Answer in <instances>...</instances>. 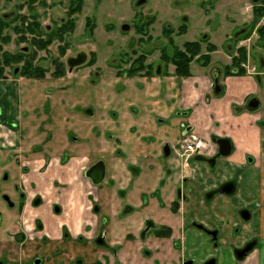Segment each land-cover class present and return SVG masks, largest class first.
Returning a JSON list of instances; mask_svg holds the SVG:
<instances>
[{
    "label": "flooded vegetation",
    "instance_id": "obj_1",
    "mask_svg": "<svg viewBox=\"0 0 264 264\" xmlns=\"http://www.w3.org/2000/svg\"><path fill=\"white\" fill-rule=\"evenodd\" d=\"M29 1H23L29 15L22 13L17 20V40L20 45L16 51L6 49L0 55V59L6 62V72L4 70L0 73V84L8 85L6 98L9 97V92L13 94L10 84L14 87V93L17 86L16 104L26 111L23 117L17 118L18 123L15 121L13 123L16 124L0 126V133L3 135L0 137V163L2 160L6 161V150H11L16 157L18 154L26 156L20 162L23 157L18 155L20 175L17 181L14 178L13 183L9 184L11 189H6L5 166L0 171V182L3 184L0 186V200L5 207L6 203L10 208L17 207L21 221L16 231L8 235L7 241L6 230L0 231V264H217L216 253L220 251L228 253L231 259L233 257L235 264H242L252 253L264 255V227L261 225L264 216V108L261 111L262 103L254 93L246 94L241 103L231 104V121L222 123L213 120L212 131L208 130L206 136L198 134L189 120L188 123H180L177 141H172L167 136L158 141L146 131L148 127L141 121L117 120L118 113L115 112V116L111 114L114 112L116 95L127 92L128 85L134 90L137 79L163 86L164 77L171 78L173 87L166 85L161 92L150 94L157 99L151 104L160 106V101H164L166 105H171L177 100L180 106L182 85L194 77L191 72L192 63H196L199 66L197 68L203 69L209 76L210 90L215 92L216 95L213 96L217 98H222L225 94L224 85L222 87L220 84L221 77L224 81L229 76H254L258 79L264 71L255 73L254 67L245 74L246 64L249 65L246 59L240 63L242 72L231 65L236 55L229 57L230 62L223 63L222 69L212 68L211 62L204 65L199 57L208 54L211 61V54L227 40L235 43L241 39L239 42L247 44L249 50L254 47L264 49V0H242L236 17H241L243 12L247 15L244 27L239 28L233 37L225 32L218 46L207 38L208 35L201 41H188L198 42L201 54L190 62L189 74L185 76L175 74L172 56L175 49L182 50L186 42L181 47L174 46L170 38V26L162 24L157 31L151 24L155 20L154 16L147 17L140 24L137 7L131 23L109 25L108 29L112 34L136 38L130 39L127 44L131 47L129 56L118 54L109 63L117 80L112 90L113 96L108 95L113 99V102L110 100L109 114L116 118L111 123H107V114L104 112L109 108L105 72L100 67H94L97 56L78 52L77 47L81 43L71 39L76 36L78 22L74 15L79 13L83 0H66L68 7L65 16L56 19L58 23L54 27L42 25L40 14L32 13L28 8ZM137 3L138 1L135 6ZM255 8L262 11L258 19L255 18ZM15 18L13 12L3 16L6 22ZM83 20L82 32L85 30L86 37L90 38L95 24L89 16ZM7 29L9 27H6V32ZM184 29V26L179 27L180 35L184 34ZM9 40L6 33L2 45L7 46ZM154 40H157L158 45L150 47ZM207 42L215 47L214 51H207L208 44H205L203 51L202 45ZM171 45L172 55L168 51ZM53 47L57 48V56L51 54ZM72 51L74 54L70 56ZM155 52L157 59L150 61ZM256 57L255 55L254 60ZM13 64L17 65L12 69ZM262 64L261 67H264V61ZM170 66L173 67L172 72ZM50 67L53 69L51 73ZM85 69L89 76L86 79L87 86L82 87V94L77 97L85 99L89 107L81 108L80 101L75 104L76 100H73L72 105L77 107L70 114L71 120L75 119L72 120L74 126L69 132L66 131L67 134L64 133V137L69 140L66 143L65 139L60 142V138L57 140L55 135L57 123H52L54 110H59L52 100L57 94L56 89L54 88V94L52 91L44 94L43 89L36 92L34 88L32 92L30 86L44 84L43 80L47 79L48 73L55 78L67 74L73 78L71 86L74 89L75 85L84 84L78 80L81 76L77 74ZM124 83L125 86L122 85ZM96 87L97 94L84 93L93 91ZM38 94L45 100L44 105H47L51 114L46 117L50 123H44V119L39 121L35 148L28 150L29 153L22 152L19 144L29 137L30 128L25 123H34L35 119H29L32 115L39 118ZM168 94L172 99L167 101ZM209 95L208 93L204 98L205 102L210 99ZM73 97L75 99V94ZM132 100L135 101L133 98ZM31 101L34 103L30 104ZM139 101L140 98L135 103L141 105L143 113L147 100L143 103ZM130 105L131 109L134 104ZM136 105L131 111L137 114L139 111ZM95 107L99 112L98 119L93 117ZM81 114L88 115V122L81 120V123H77ZM190 114L189 110L179 109L176 115L186 120ZM68 120L67 117L64 118L65 122ZM22 121L24 126L21 128L19 123ZM249 128L256 133L254 139L250 136ZM103 143L105 147L102 146ZM188 146H191V150L187 149ZM106 147L111 150L109 154L105 151ZM34 156L37 158L32 159ZM42 159L46 161L44 168L35 171L25 164ZM52 160L62 166L70 160H76L79 167H82L76 176L72 174L61 181L56 178L55 171L47 172ZM156 162L161 165V169L154 174L158 183L153 181L151 185L142 183L139 186L144 177L142 173L152 170ZM70 172L72 173V169ZM35 173L41 174L43 180L48 182V193L68 196L69 205L71 196L65 193L73 191L76 195L74 202L89 208L94 225L86 224L82 232L72 236L64 221L59 223L60 238L49 237L55 232L46 230L43 219L31 216L32 212L46 205L44 196L37 194ZM2 174H5L4 177H1ZM6 190L11 195L6 194ZM134 198L138 200L135 218L128 221L124 217L119 222L112 223V211L116 212L122 204ZM51 205L46 206L50 210L56 207L55 212L63 214L66 219L63 207L65 203ZM0 220H4L1 212Z\"/></svg>",
    "mask_w": 264,
    "mask_h": 264
},
{
    "label": "rangeland",
    "instance_id": "obj_2",
    "mask_svg": "<svg viewBox=\"0 0 264 264\" xmlns=\"http://www.w3.org/2000/svg\"><path fill=\"white\" fill-rule=\"evenodd\" d=\"M24 0H0V55H2L4 50L8 49L11 52H14L17 50V46L20 45L19 41L17 40L19 37L18 33V16L22 13L27 12V6H25L23 3ZM26 1V0H25ZM31 0L29 1L28 8L32 11V13H38L40 14V21L42 25H52L54 27L58 21L56 19H60L65 16L66 9L68 7V3L66 0ZM139 0H83V3L81 5L79 13L74 15L77 22V27L75 31V37L72 36V41H77V43H81L77 47L78 52H82L83 54L87 56H97V64L94 67H100L103 72H105V82H106V89H107V102L108 106L104 112L107 114V123H111V120L114 121L116 118H112L109 114L110 112V100L113 102V99L110 98L113 96L114 91L113 87L115 86V83L117 80L114 77V71L110 69L109 63L112 61L113 58H115L116 55L122 54L124 56H129L131 47L127 46V44L132 40L136 39L134 37H131V35L122 37L121 35L117 33H110L108 26L111 24L119 25V23H131V17L136 13L137 7V18L140 19V24L145 22V19L147 17L151 18L154 16L155 20L152 21V27L158 31L160 28V25L165 24V27L170 26V38L173 42L174 46L181 47V45L184 42L188 41H201L205 36L207 38H210L211 42L216 44L217 46L221 44L222 41V35L226 32L229 37H233L239 28L244 27V21L247 17V15L243 12V14L236 17L237 10H239L242 6L241 1L242 0H142L139 5L135 6V3ZM246 1V0H245ZM248 4V3H247ZM248 6V5H246ZM13 12L16 15V18L13 20H10L9 22H6V20L3 19L4 15H10V13ZM26 15H29V12L26 13ZM90 17L92 20V23L95 24V30L93 31V35L90 38L86 37L85 30L82 32V26L84 24V18ZM78 17V18H77ZM242 18V19H241ZM7 24V25H6ZM232 25H235L233 27ZM184 26L185 32L184 34L180 35L179 33V27ZM6 27H9L7 29L8 32H6ZM236 30H233L235 29ZM6 33L9 36V43L7 46H3L2 42L5 41ZM84 33V34H83ZM151 35V34H150ZM155 35V34H154ZM161 36V35H160ZM152 37V35H151ZM241 37V36H240ZM238 37V38H240ZM85 39V40H83ZM131 39V40H130ZM158 40V38H157ZM157 40H154L150 43V47L157 46ZM241 40V39H239ZM237 40L235 43L230 42V40H227L224 42L219 48L216 49L214 53L211 54V64L210 66L212 68L220 67L222 69L223 63L227 62L229 63V57H232V55H236L239 48L244 47L245 48V59L248 61V64H246V73L249 71L251 72V68L255 67V73L259 71H264V67H261L264 61V49L259 47H254L249 50V47L247 44L243 43L242 41L239 42ZM84 41V42H83ZM210 42V43H211ZM205 44L203 43L202 48L204 51ZM58 46L59 44L56 43ZM229 47V49H227ZM218 50V51H217ZM253 50V53H252ZM51 54L53 56H57V48L53 47L51 48ZM120 51V52H119ZM168 51L170 55L173 54V46L168 48ZM119 52V53H118ZM69 51L66 53L68 54ZM74 54V51L70 52V56ZM250 54V57H249ZM157 52L154 53L152 57H150V61H153L157 59ZM257 56L254 60V56ZM63 59V58H62ZM260 59V60H259ZM262 59V62H261ZM221 61V62H220ZM42 64V63H41ZM17 64L12 65V69ZM199 67L196 63H192L191 65V72L193 75L198 74ZM65 68L67 70V66L65 65ZM49 73L53 71L52 67L49 68ZM170 72L173 71V67L170 66ZM89 70V69H88ZM81 73H78V76H81L80 82L84 83L80 86L75 85L74 89L71 79H73L71 76H68L65 74L64 77L55 78L54 76H51L48 73V76H46L47 79H44V84L38 85V86H30L32 88V92H34V88H36V92H38L39 89H43L44 94L48 91H52L54 94V88L57 91V94L54 96L53 104L56 105V107L59 109L57 112V109L54 110V113L52 115L53 122L57 123L56 128V139L58 140L60 138V142H62L65 139V143L69 140V138L64 137V133L67 134L72 129V120H75L74 118L71 120V112L77 109L74 108L76 105H72L73 100H76V103L80 101L81 108H87L89 107L88 102H85V99L81 100V98H78L77 95L82 94V87L87 86L86 85V79L88 76L87 69L84 71L81 70ZM6 72V69H5ZM93 72V71H92ZM260 73V72H259ZM11 77V76H10ZM89 77V76H88ZM90 78H92L90 76ZM238 78L234 76L227 77V80ZM247 79L248 81L243 83V86L239 87L237 89L238 92H242L245 90L248 93H254L259 100L262 103L261 111H263L264 108V74L261 75L258 79L257 77L250 76V77H242ZM31 80V79H30ZM163 86L170 85L171 78L164 77ZM225 81L220 78V84L224 85ZM228 85L229 83L226 82ZM84 85V86H83ZM125 86V83L122 84ZM163 86L159 83L153 82V83H147V82H140V79H137L134 82V90L133 88H130L129 85L127 86V92L119 93L116 95V98L114 99V107L111 114L115 116V112L118 113L117 120H126L127 122H140L143 124H146L148 129L146 131L150 132L152 135H154L158 141H161L162 137L167 136L170 140L175 141L176 139L179 140V133H180V123H188V117H186V120L182 117H177V111H179L180 106L179 102L176 100L174 104L166 105L164 101H160V106H153L151 103L153 100H157L155 97L150 96V94H153L155 91H162ZM0 94L2 90L6 92V88L8 91V85L6 83L0 84ZM140 87V88H139ZM17 88V86H16ZM16 88L14 93V87L12 84H10V90L13 94H10L9 97L4 98V100L0 99V116H3L2 119H0V126L6 127V125L13 122H17V118L19 116L23 117L25 109H20L19 105L16 104ZM225 88V85H224ZM98 87H96L93 91L87 92L84 91V93L88 94L91 93L92 95L97 94ZM197 93L192 94L193 100L201 101L200 97H197ZM35 94V93H33ZM75 94V99H74ZM111 95L108 97V95ZM209 96L210 99H207L205 102L202 101L203 105H209L211 102L210 100H219L220 98H217L213 95H216L215 92H212L209 90ZM38 97L40 98L38 102V106H40V113L39 118L32 115L29 119H35L34 123H25L26 126L30 127L28 129L29 137L21 142L19 144V148L22 152H27L30 149L35 148V145L38 142L37 134L38 131H36V128L39 124V121L44 119V123H50V121H47L46 117L51 115L48 111L47 105L45 104V100L42 99V96L38 94ZM94 97V96H93ZM85 98V96H83ZM87 98V97H86ZM135 99V101H138L140 98V103L143 101H146V107L144 112L142 113L141 105H136L135 101L132 100ZM169 99V94L167 96V101ZM170 99L171 95H170ZM3 102H6V105L3 104ZM84 102V103H82ZM137 102L138 104H140ZM34 102L31 101L30 104H33ZM29 104V105H30ZM130 104L136 105V108H138V113H132L131 109H134L131 107ZM28 110H30V107H27ZM39 110V109H38ZM42 110V112H41ZM216 115L218 121L220 122H227L231 121L233 119L231 115V105H225V106H217L215 107V110L213 111ZM26 113V111H25ZM99 112L97 111L96 107L93 111V117H98ZM55 120H54V118ZM67 117L68 122L64 121V118ZM48 118V117H47ZM77 123H81V120L88 122V115L81 114L80 117H78ZM106 118V117H105ZM46 119V122H45ZM94 119V118H93ZM98 119V118H97ZM215 121V122H218ZM6 122V123H5ZM18 123V122H17ZM93 123V122H90ZM66 124V125H65ZM11 126V125H10ZM19 126L21 128L24 126V121L19 123ZM65 127V132H64ZM108 127V126H107ZM110 128V127H108ZM18 131L21 133V129L18 128ZM67 131V132H66ZM249 133L252 139H254L256 133L252 130V128H249ZM1 135V133H0ZM70 135V134H69ZM1 135L0 137H2ZM8 138V136H5ZM176 140V141H177ZM58 142V143H60ZM105 143L102 144L104 146ZM101 146V144H100ZM147 146H153L152 144H147ZM59 147V146H58ZM105 147V146H104ZM19 150V149H18ZM105 151L111 152L109 148H105ZM28 151L27 153H29ZM129 152V151H128ZM26 153V154H27ZM107 154V155H108ZM23 157V159L20 161L22 162L26 156L25 154H18ZM15 155L12 154L11 150H6V161L2 160L0 163V171L3 170L4 166L6 168V189H11L9 184L13 183L14 178H16V181L19 178L20 175V168L17 162V158ZM37 158L36 156L32 157ZM1 160V159H0ZM19 160V159H18ZM110 161V159H109ZM41 165L36 166L33 168V170H38L40 168H44V165L46 164V161L44 159L41 160ZM161 169V165L156 162L155 166H153L152 170H148L145 173H142L144 175L142 181L139 182V186L142 183H145L146 185H151L153 181H156L154 179L155 172L159 171ZM5 174H2L1 177H4ZM41 174L35 173V177L37 179V194L42 195L45 198V204L51 205V203L58 204L60 202H64L66 206L69 205V197L67 196H58L56 194L51 195L47 192L46 186L48 185V182L43 177L40 176ZM33 176V175H32ZM158 181H156V184ZM32 185V184H31ZM0 186L2 187L3 184L0 182ZM137 187L139 189L140 187ZM11 191V190H10ZM139 192V191H138ZM11 195L7 190L6 194ZM140 194V193H139ZM255 194V192H254ZM15 200L14 198H12ZM12 200V201H13ZM51 202V203H50ZM15 203V202H14ZM138 204V200L136 198L130 200L128 203L122 204L116 212L112 211L110 216L112 217L111 222L117 223L120 219L126 217L128 221L133 220L135 218V206ZM35 211L34 217L41 218L44 220L45 224L51 226H57L59 222L65 221V216L60 215L59 213L55 212L56 207H54L52 210L47 208L46 206ZM6 211V214H5ZM0 212L2 213L4 220H0V231H3V229L6 230V241L8 239L9 234H13V232L16 231V228L20 226L21 221L19 218V212L17 207L10 208L9 204H5L0 200ZM26 221V220H25ZM217 258L218 263L217 264H235L236 260L226 252H218Z\"/></svg>",
    "mask_w": 264,
    "mask_h": 264
},
{
    "label": "crops",
    "instance_id": "obj_3",
    "mask_svg": "<svg viewBox=\"0 0 264 264\" xmlns=\"http://www.w3.org/2000/svg\"><path fill=\"white\" fill-rule=\"evenodd\" d=\"M193 76V78L185 81L182 85L180 109L191 111V114L188 117L189 123H192L195 126L196 132L198 134L206 136V132L208 130L212 131V121L217 119L216 115L213 112L215 110V107L241 103L248 92H246L245 90H243L242 92H238L237 89L243 86V83L248 80L245 78H233L230 80L226 79L224 83V96L219 100H211V103L209 105H203L202 101L204 100L206 95H208L209 90L211 89V81L209 80V76H207L203 69H200V71H198V74ZM226 82H228L229 84L227 85ZM170 86L173 87L172 81L170 83ZM196 92H198L197 97L201 98L200 102L198 100L192 99V94ZM4 98H6V92L2 90L0 99L4 100ZM3 104L6 105V102H3ZM211 116H214V118L212 119ZM2 118L3 116H0V119ZM25 164L33 170V168L41 165L42 163L41 161L37 160ZM81 167H79V164L76 160H70L69 163L64 166L58 164L56 160H52L47 167V172L50 173V171H55L56 178L62 181L63 178H68L72 176V174L76 176ZM71 169L72 173L70 172ZM65 194H70L72 200L69 206H63L64 211L66 212L65 224H67L71 235L75 236L78 233L82 232V228L84 225H94L95 221L90 214L89 208L87 206H82V204L77 205V203L74 202V200H76V195L73 191H69ZM62 203L64 204V202ZM34 215L35 212H32V218H34ZM59 223L62 224L64 222ZM59 223L57 226H51V224L47 225L44 222V227L46 228V230L48 229L52 233L55 232L53 236L50 235L49 237L56 239L60 238ZM261 225L262 227H264V216H262ZM242 264H264V255H258L256 254V252L252 253Z\"/></svg>",
    "mask_w": 264,
    "mask_h": 264
},
{
    "label": "trees",
    "instance_id": "obj_4",
    "mask_svg": "<svg viewBox=\"0 0 264 264\" xmlns=\"http://www.w3.org/2000/svg\"><path fill=\"white\" fill-rule=\"evenodd\" d=\"M255 18L258 19L262 15V11L259 8H255ZM7 25V24H6ZM4 42V41H3ZM208 52L215 50V47L212 45H207L206 47ZM201 54L200 44L198 42H186L183 45V49H175L174 55L172 56V62L175 66V74L178 76H185L189 74V64L197 56ZM245 48H239L236 57L233 59V67L239 68L238 70L242 72L240 68V63L245 59ZM199 60H202L204 65L210 62V56L208 54H203L199 57ZM6 68V62L0 59V73L2 74ZM1 77V75H0Z\"/></svg>",
    "mask_w": 264,
    "mask_h": 264
},
{
    "label": "water",
    "instance_id": "obj_5",
    "mask_svg": "<svg viewBox=\"0 0 264 264\" xmlns=\"http://www.w3.org/2000/svg\"><path fill=\"white\" fill-rule=\"evenodd\" d=\"M142 0H139L138 1V3H137V5H139V3L141 2ZM253 2H257V0H252ZM100 173H102V171L100 172Z\"/></svg>",
    "mask_w": 264,
    "mask_h": 264
},
{
    "label": "built area",
    "instance_id": "obj_6",
    "mask_svg": "<svg viewBox=\"0 0 264 264\" xmlns=\"http://www.w3.org/2000/svg\"><path fill=\"white\" fill-rule=\"evenodd\" d=\"M187 149H188V150H191V146H188Z\"/></svg>",
    "mask_w": 264,
    "mask_h": 264
}]
</instances>
